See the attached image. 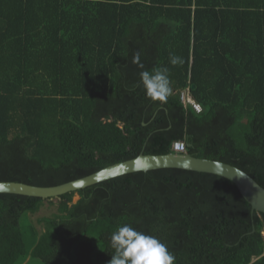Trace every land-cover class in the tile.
Wrapping results in <instances>:
<instances>
[{
	"label": "trees",
	"instance_id": "obj_1",
	"mask_svg": "<svg viewBox=\"0 0 264 264\" xmlns=\"http://www.w3.org/2000/svg\"><path fill=\"white\" fill-rule=\"evenodd\" d=\"M177 140L264 186V0H0V181L59 185ZM54 198L29 250L23 216L53 198L0 193V264H264V213L218 174Z\"/></svg>",
	"mask_w": 264,
	"mask_h": 264
},
{
	"label": "water",
	"instance_id": "obj_2",
	"mask_svg": "<svg viewBox=\"0 0 264 264\" xmlns=\"http://www.w3.org/2000/svg\"><path fill=\"white\" fill-rule=\"evenodd\" d=\"M194 87V86H193ZM176 167L209 172L232 180L254 210L264 213V186L243 169L217 159L195 156L189 152L139 155L101 168L86 176L52 186H39L21 181H0V193H18L43 198H54L89 185L134 171Z\"/></svg>",
	"mask_w": 264,
	"mask_h": 264
},
{
	"label": "rangeland",
	"instance_id": "obj_3",
	"mask_svg": "<svg viewBox=\"0 0 264 264\" xmlns=\"http://www.w3.org/2000/svg\"><path fill=\"white\" fill-rule=\"evenodd\" d=\"M79 195H75L74 200L76 201ZM58 199L53 198L52 201H45L40 210L36 213L28 212L23 216V223L25 226V238L29 250H32L35 246L34 240L39 236V231L44 229L42 222L38 221L39 217L45 215H51L58 211ZM31 213V214H30ZM35 224V225H34ZM33 225V227H32ZM39 230V231H38ZM38 232V233H37ZM23 264H44L40 258L32 257L30 254Z\"/></svg>",
	"mask_w": 264,
	"mask_h": 264
},
{
	"label": "built area",
	"instance_id": "obj_4",
	"mask_svg": "<svg viewBox=\"0 0 264 264\" xmlns=\"http://www.w3.org/2000/svg\"><path fill=\"white\" fill-rule=\"evenodd\" d=\"M182 98H183L185 103L190 102L198 112L202 111V106L191 97V95L188 91H185L182 93ZM172 150L174 152H178V153L179 152H187L186 141H184V140L175 141L172 145Z\"/></svg>",
	"mask_w": 264,
	"mask_h": 264
}]
</instances>
